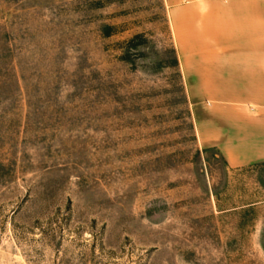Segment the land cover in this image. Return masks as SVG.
I'll use <instances>...</instances> for the list:
<instances>
[{
	"label": "rangeland",
	"instance_id": "1",
	"mask_svg": "<svg viewBox=\"0 0 264 264\" xmlns=\"http://www.w3.org/2000/svg\"><path fill=\"white\" fill-rule=\"evenodd\" d=\"M195 92L168 0H0V264H264V163Z\"/></svg>",
	"mask_w": 264,
	"mask_h": 264
},
{
	"label": "crops",
	"instance_id": "2",
	"mask_svg": "<svg viewBox=\"0 0 264 264\" xmlns=\"http://www.w3.org/2000/svg\"><path fill=\"white\" fill-rule=\"evenodd\" d=\"M185 88L212 108L203 143L234 167L264 163V0H168Z\"/></svg>",
	"mask_w": 264,
	"mask_h": 264
}]
</instances>
